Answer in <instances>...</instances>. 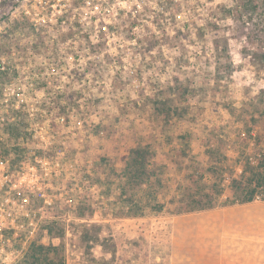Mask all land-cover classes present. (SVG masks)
Listing matches in <instances>:
<instances>
[{"label": "rangeland", "instance_id": "1", "mask_svg": "<svg viewBox=\"0 0 264 264\" xmlns=\"http://www.w3.org/2000/svg\"><path fill=\"white\" fill-rule=\"evenodd\" d=\"M112 12L116 24L54 40L49 55L29 38L0 47L21 66L20 123L31 111L48 116L47 142L33 141L36 156L52 158V212L64 217L53 229H65L36 235L17 264L36 246L60 247L63 264H264L261 198L226 207L222 196L214 209L171 213L185 170L209 161L208 138L238 163L233 178L247 153L264 157V0H119ZM153 141L157 192L148 181L139 196L162 212L140 206L139 219L123 186L132 151ZM120 208L126 216L109 224Z\"/></svg>", "mask_w": 264, "mask_h": 264}, {"label": "built area", "instance_id": "2", "mask_svg": "<svg viewBox=\"0 0 264 264\" xmlns=\"http://www.w3.org/2000/svg\"><path fill=\"white\" fill-rule=\"evenodd\" d=\"M118 1L0 0V47L6 41L29 38L34 43L43 41L40 48L49 55L54 40H78L79 36L72 35L83 34L87 26L116 24L110 16H115L112 11ZM14 24L30 27L31 33L27 35L22 29L13 32ZM20 67L15 59L11 64L0 49V264L19 263L22 250L38 244L36 235L64 218L52 212V158L36 156L33 141L39 136L47 142L41 126L48 116L39 117L31 111L20 123V115L15 113L21 107ZM14 128L20 132L16 138L12 137Z\"/></svg>", "mask_w": 264, "mask_h": 264}, {"label": "trees", "instance_id": "3", "mask_svg": "<svg viewBox=\"0 0 264 264\" xmlns=\"http://www.w3.org/2000/svg\"><path fill=\"white\" fill-rule=\"evenodd\" d=\"M167 112H170L169 108H167ZM173 116H177L176 118H182L184 115L177 113ZM168 117L169 115L167 113V120L165 122L158 118L156 122L158 123L157 125H162L163 128L164 123L171 121V119H169L170 117ZM179 121L180 119H176V123L180 124ZM174 122L175 121H173V123ZM14 130L16 133H14L12 137L16 138L20 132L18 128H14ZM207 141L208 144H211L208 146L206 152L209 157V161L206 164L202 163L197 167L195 164H192L188 170H185L187 175L182 181V185L179 187V192H176L177 195L173 197V206H175V208L171 210V213L180 215L190 212L211 210L218 207L219 205L215 204L214 201L224 196L223 184H225L226 181L229 182L228 189H230V191L226 202L222 204V206L229 207L236 204L242 205L251 203L258 197L264 200V171L262 170L264 169L263 155L259 154L260 157H257L253 154L247 153L245 159L246 163L243 166L242 174L239 178H233L232 168L237 166L238 163H236V165L230 164L231 160L230 158L228 159L227 155L223 152V146L221 145L224 141H218L216 138H213V140L212 138H208ZM157 144V141H153L146 145H141L138 148L136 147L131 153L132 163L130 164V175L128 176L129 181L127 182V185L123 187L125 191L133 190L134 192L130 195V200L133 205H129V210L135 212L138 218L140 217L138 214H143L140 206L145 207L147 205L152 208V211L154 208L157 213L160 214V212H162V209H160L161 205H159V203H153L151 200L143 202L142 198H140L141 196H139V192L143 190L142 185L148 181L149 182L147 183L148 185L146 188L153 190L154 193L157 192L156 183L159 181H151L150 179L153 174L150 170H154V172L158 171L156 170V166H154V161H152V157H154V155L151 154V147L156 146ZM149 160L150 162H148ZM226 160L230 162L227 163ZM86 209H89V207H85V210ZM125 216L126 213H123L121 208L117 209L116 213L112 214L109 224H112L114 221L116 222ZM141 216L146 215L143 214ZM135 223L140 224L139 221H136ZM58 225H60L59 221L52 222L50 225L51 234L56 233L57 235L55 234V236L63 237L65 235V229L63 227L59 228L58 232L55 231L54 233L53 228ZM147 230L146 234L150 235L149 226L147 227ZM50 250L55 251L52 253ZM63 259L64 254L62 253L60 247L51 249L36 246L30 250L28 259L21 264H63ZM145 259L146 262L150 259L148 252L145 254Z\"/></svg>", "mask_w": 264, "mask_h": 264}, {"label": "crops", "instance_id": "4", "mask_svg": "<svg viewBox=\"0 0 264 264\" xmlns=\"http://www.w3.org/2000/svg\"><path fill=\"white\" fill-rule=\"evenodd\" d=\"M227 188H228V185H227ZM224 197H227V196H225V195H224ZM226 214H227V213H226ZM226 214L224 215V217H223V218H224V220H226V221H227V220H229V219H230V214H227V216H226Z\"/></svg>", "mask_w": 264, "mask_h": 264}]
</instances>
